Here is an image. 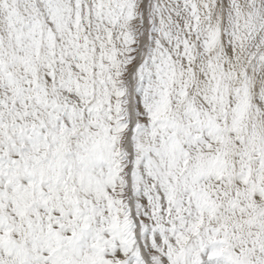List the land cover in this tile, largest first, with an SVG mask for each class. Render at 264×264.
Returning <instances> with one entry per match:
<instances>
[{
  "label": "snow or ice",
  "instance_id": "obj_1",
  "mask_svg": "<svg viewBox=\"0 0 264 264\" xmlns=\"http://www.w3.org/2000/svg\"><path fill=\"white\" fill-rule=\"evenodd\" d=\"M0 264H264V0H0Z\"/></svg>",
  "mask_w": 264,
  "mask_h": 264
}]
</instances>
